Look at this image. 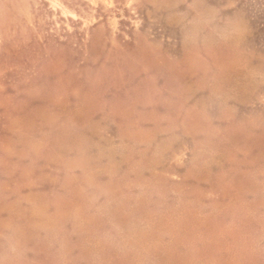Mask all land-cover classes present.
<instances>
[{"label": "rangeland", "instance_id": "rangeland-1", "mask_svg": "<svg viewBox=\"0 0 264 264\" xmlns=\"http://www.w3.org/2000/svg\"><path fill=\"white\" fill-rule=\"evenodd\" d=\"M0 264H264V0H0Z\"/></svg>", "mask_w": 264, "mask_h": 264}]
</instances>
